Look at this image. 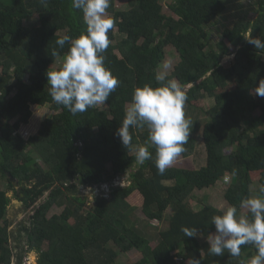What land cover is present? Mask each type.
<instances>
[{
    "label": "trees",
    "instance_id": "trees-1",
    "mask_svg": "<svg viewBox=\"0 0 264 264\" xmlns=\"http://www.w3.org/2000/svg\"><path fill=\"white\" fill-rule=\"evenodd\" d=\"M116 1L110 0L107 9L115 26L104 55L105 65L121 83L102 104L104 109L97 105L73 115L52 101L46 73L61 67L70 47L66 43L59 49L56 39L86 32L82 11L72 7V0H47L46 5L41 0H0V175L8 180L7 190L0 183V264L15 259L24 264L32 251L39 254L38 264H116L119 255L132 250L141 255L136 264H191L193 259L200 264H248L256 254L252 245L241 246L240 257L227 251L209 254L201 237L216 232L211 217L222 209L205 205L195 210L190 201L196 189L230 177L225 199L239 211L240 202L264 184V97L254 93L264 80V50L246 39H264V0H256L254 18L241 16L217 43L206 25L226 13L225 0H176L174 14L165 12L161 0H130L128 10L117 9ZM168 47L180 54L167 78L185 86V106L205 98L215 104L202 131L206 164L195 169L171 166L160 174L154 147L153 158L138 165L135 152L122 145L116 132L134 89L159 86L155 75ZM230 55L234 58L223 63ZM39 107L52 113L31 133ZM130 131L133 145L147 140L146 127ZM197 142L189 135L181 156L194 154ZM126 176L131 183L113 186L109 198L98 196L90 203L79 193L80 187ZM14 179L22 187L16 195L27 207L34 206L19 228L16 245L8 218V191L17 188ZM136 204H142L151 221H164L167 210L174 209L169 226L158 229L156 246L134 220ZM54 206L63 211L50 216ZM182 227L197 228L198 236L186 237Z\"/></svg>",
    "mask_w": 264,
    "mask_h": 264
},
{
    "label": "clouds",
    "instance_id": "clouds-1",
    "mask_svg": "<svg viewBox=\"0 0 264 264\" xmlns=\"http://www.w3.org/2000/svg\"><path fill=\"white\" fill-rule=\"evenodd\" d=\"M41 3L46 5L47 0H41ZM109 6L110 0H72V7L83 13L86 32L76 38L64 35L55 41L59 49L66 43L70 47L61 67L46 73L48 94L55 104L62 105L73 115L105 104L121 83L105 65L109 32L115 26L114 19L107 14ZM246 39L256 49L264 50V39L252 36ZM58 55L54 49L52 56ZM155 80L159 86L145 84L134 89L116 136L126 149L135 152L138 165L153 158L150 148L154 147L155 166L160 174H164L186 151L184 145L188 142L192 122L184 111L185 86L176 79H168L164 72H157ZM254 93L264 97V80L259 81ZM145 127L147 140L143 145H133L130 129ZM239 209L247 211L239 212L238 207L232 205L222 210V214L211 217L216 232L207 237L209 254L223 256L227 251L231 257H240L241 246L252 245L256 254L248 264H264V184L258 186V195L244 198ZM181 231L186 237L198 236L197 228L182 227ZM191 264H200V260L193 259Z\"/></svg>",
    "mask_w": 264,
    "mask_h": 264
},
{
    "label": "rangeland",
    "instance_id": "rangeland-1",
    "mask_svg": "<svg viewBox=\"0 0 264 264\" xmlns=\"http://www.w3.org/2000/svg\"><path fill=\"white\" fill-rule=\"evenodd\" d=\"M176 0H161L164 10L168 14H174L171 10V5L174 4ZM228 10L223 16L214 20L210 24L206 25V30L211 35V38L217 43L219 40L223 39V31L226 28H231L235 24V22L243 15H249L254 18V8L256 0H225ZM115 6L119 10H128L130 9V0H119L116 1ZM108 14V13H107ZM35 19H32V23H34ZM234 58L233 55L225 56L223 59V63H228ZM180 62V54L173 47H168L166 50V55L164 58V62L161 65L159 72L166 73L167 76L171 75L175 69V66ZM60 63L53 65L54 68H57ZM176 79V78H174ZM177 80V79H176ZM178 81V80H177ZM179 83V81H178ZM215 104V100L213 98H205L198 102V104L194 106H184V111L186 118L190 120L192 123L190 124V134L196 136L198 139L196 152L189 157L180 156L176 162L172 166L195 169L200 168L201 166L206 164V150L202 140V131L205 122L209 119L207 115V111ZM100 106L104 109V106L100 104ZM34 115L31 119L30 125L31 133L36 131L43 120L47 116H49L52 112L48 107H39L34 109ZM259 113V112H258ZM37 117V118H36ZM36 118V122H35ZM35 122V124H34ZM37 123V124H36ZM34 127V129H33ZM28 137V136H26ZM230 177H226L224 179L219 180L213 187L196 189L193 193V197L191 199V204L195 208V210L202 209L205 205H212L217 207L218 209L226 210L229 205L227 200L225 199V191L228 187ZM0 183L3 189H8V180L6 177H2L0 175ZM130 177H121L113 183L109 184H99L97 186L90 187H80V195H83L90 203H93L95 198L98 196H105L109 198L111 196V188L115 185H128L130 184ZM22 187L17 186L16 191L9 190L8 195L11 197V204L8 210V218L11 222L10 229L12 231L11 243L16 245V237L19 235L20 226L29 220L30 215H32V211L34 206L27 207L24 202H22L16 193L21 191ZM137 195V193H136ZM253 195L256 196L258 193L253 191ZM136 209L134 212L136 213V224L138 228L146 233L151 234V239L153 240L152 245L156 246L160 239L158 229L162 230L166 229L169 226V220L174 212L173 208H169L165 215L164 221H151L142 209V204L134 205ZM63 211V207L54 206L50 212V216L56 213H61ZM247 210L240 209L239 212H245ZM155 226V227H154ZM158 227V228H156ZM203 241H207V237H201ZM180 249L175 250L173 253L179 252ZM141 258V255L136 251L132 250L128 253H124L119 255L116 260V264H136V262ZM39 254L36 251L29 252L24 260V264H38ZM251 259V258H250ZM249 259V260H250ZM12 264H18L15 261Z\"/></svg>",
    "mask_w": 264,
    "mask_h": 264
},
{
    "label": "water",
    "instance_id": "water-1",
    "mask_svg": "<svg viewBox=\"0 0 264 264\" xmlns=\"http://www.w3.org/2000/svg\"><path fill=\"white\" fill-rule=\"evenodd\" d=\"M14 181H15V184L18 186V182L14 179Z\"/></svg>",
    "mask_w": 264,
    "mask_h": 264
}]
</instances>
